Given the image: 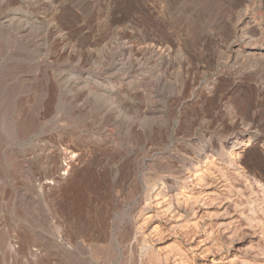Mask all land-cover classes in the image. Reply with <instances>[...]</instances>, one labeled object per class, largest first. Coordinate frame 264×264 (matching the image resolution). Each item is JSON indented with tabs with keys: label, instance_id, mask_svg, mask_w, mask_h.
I'll list each match as a JSON object with an SVG mask.
<instances>
[{
	"label": "rangeland",
	"instance_id": "374dc122",
	"mask_svg": "<svg viewBox=\"0 0 264 264\" xmlns=\"http://www.w3.org/2000/svg\"><path fill=\"white\" fill-rule=\"evenodd\" d=\"M240 136L264 182V0H0V264L133 263L92 244L125 227L139 160L177 171L197 140Z\"/></svg>",
	"mask_w": 264,
	"mask_h": 264
},
{
	"label": "bare ground",
	"instance_id": "6f19581e",
	"mask_svg": "<svg viewBox=\"0 0 264 264\" xmlns=\"http://www.w3.org/2000/svg\"><path fill=\"white\" fill-rule=\"evenodd\" d=\"M35 120L23 124L20 131L23 134L31 131L36 124L39 125ZM255 142L256 139L251 140L250 137H235L227 148L226 145L213 147L207 138L199 139L189 149L187 159L176 158L177 171L166 167L163 172L162 166L156 169L157 164L153 168L147 164L148 160H139L141 165L136 171L131 169L135 175L140 173L138 179H133L138 183L137 195L132 199V205L126 204L129 207L117 215L124 220L125 227L110 229L108 237L100 234L94 244L91 243L93 249L103 254L122 246L135 249L138 255L136 261L133 260L134 264H264V182L252 175L244 165L245 161L241 160L242 153ZM68 152L64 148L58 155ZM165 164L168 166L167 162ZM74 203L66 217L74 216L81 220L87 215L84 200L78 196ZM161 224L165 227L162 228ZM242 236L248 241L246 245L244 243L242 255L223 251L224 242L242 240ZM175 238L191 245L188 248L191 259L188 257V260L187 254L181 251L183 241L179 249L175 247ZM151 240L159 241L158 246L149 245ZM77 242L83 243L82 240Z\"/></svg>",
	"mask_w": 264,
	"mask_h": 264
}]
</instances>
